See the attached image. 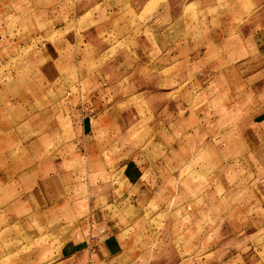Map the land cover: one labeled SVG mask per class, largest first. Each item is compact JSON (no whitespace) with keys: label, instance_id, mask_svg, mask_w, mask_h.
<instances>
[{"label":"rangeland","instance_id":"1","mask_svg":"<svg viewBox=\"0 0 264 264\" xmlns=\"http://www.w3.org/2000/svg\"><path fill=\"white\" fill-rule=\"evenodd\" d=\"M263 45L264 0H0V264H264Z\"/></svg>","mask_w":264,"mask_h":264},{"label":"crops","instance_id":"2","mask_svg":"<svg viewBox=\"0 0 264 264\" xmlns=\"http://www.w3.org/2000/svg\"><path fill=\"white\" fill-rule=\"evenodd\" d=\"M237 67L238 71L241 72V80L246 82L245 86L249 87L250 82H257L258 86L257 99L254 100L255 104L247 113L245 135L261 162L262 172L259 177L258 188L261 194L259 198L264 203V45L258 48L252 56L243 57L238 62ZM75 90L80 102H91L92 100L93 105L89 107H91V111L96 110L97 112L103 109L114 96L111 85H108L100 74L85 76L83 80L76 84ZM113 226H116V224ZM101 227L105 226L101 225ZM91 236L89 237L92 238ZM116 236L117 231L111 232V236H108V234L103 236L96 242L90 240L89 254L98 255L100 253L107 256L115 253L117 240L113 239H117ZM94 242L97 243L95 247H93Z\"/></svg>","mask_w":264,"mask_h":264}]
</instances>
